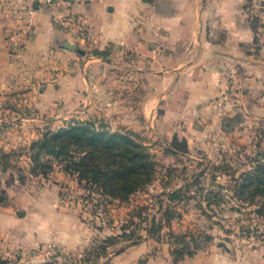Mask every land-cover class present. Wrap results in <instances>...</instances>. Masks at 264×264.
<instances>
[{
    "label": "rangeland",
    "instance_id": "rangeland-1",
    "mask_svg": "<svg viewBox=\"0 0 264 264\" xmlns=\"http://www.w3.org/2000/svg\"><path fill=\"white\" fill-rule=\"evenodd\" d=\"M144 1L154 6L165 0ZM221 3L187 0L194 18L204 12L201 27L210 42L228 37L221 28L226 14ZM238 19L252 34L241 45L252 46L241 48L200 107L188 103L185 88L169 104L152 92V76L188 68L198 51L193 36L176 43L190 48L168 51L163 30L147 54L131 46L120 53L77 47L85 51L76 52L89 80L81 106L48 117L2 116L0 213L26 223L23 230L0 231L6 264H120L118 257L139 237L150 248L136 264H145L148 256L150 264L169 257L173 263L264 264V216L234 190L257 154L264 157V0H242ZM88 123L128 136L147 160L149 174L143 176L151 177L149 184L125 200L92 192L76 174L65 173L53 154L38 155L32 147L60 129Z\"/></svg>",
    "mask_w": 264,
    "mask_h": 264
},
{
    "label": "crops",
    "instance_id": "crops-1",
    "mask_svg": "<svg viewBox=\"0 0 264 264\" xmlns=\"http://www.w3.org/2000/svg\"><path fill=\"white\" fill-rule=\"evenodd\" d=\"M55 1L48 4L47 0H0V121L9 113L48 117L85 102L88 74L82 57L67 49L66 44L100 51L109 48L116 53L123 46H131L147 54L149 45L160 41L163 30L169 35L170 45H165L168 51L181 46L190 48L191 45L176 43L196 37L198 45L194 47L198 51L192 59L194 63L191 60L185 64L188 68L178 69L161 79L152 76L151 81L152 92L167 104L185 88L190 92L188 103L197 107L214 94L221 74L240 58L241 48L252 46L241 45L252 41V34L244 28L246 23L238 19L242 0H222L219 5L221 13H226L221 18V28L228 36L219 43L207 39L201 27L204 12H198L194 18V11L187 12V0H165L154 6L144 0ZM229 6L232 12L227 11ZM76 19L85 23L91 40L80 38L78 25L73 22ZM29 28L30 40L24 54L13 56L11 40L22 38L21 31ZM168 55L174 58L173 54ZM25 225L8 213H0V231L23 230ZM149 248L147 243L131 246L118 257L120 264L138 263L147 256ZM170 258L159 259V264H197L194 261L173 263ZM148 259L145 264H150L152 258L148 256Z\"/></svg>",
    "mask_w": 264,
    "mask_h": 264
},
{
    "label": "trees",
    "instance_id": "trees-1",
    "mask_svg": "<svg viewBox=\"0 0 264 264\" xmlns=\"http://www.w3.org/2000/svg\"><path fill=\"white\" fill-rule=\"evenodd\" d=\"M251 23L252 26L255 24L254 19ZM255 42H258V37ZM173 142L178 143L177 136H174ZM32 147L38 149V155L43 150L53 154L56 160L63 163L65 173L76 174L80 184L102 195L125 200L151 181L150 176H143L148 173L147 160L128 136L101 131L90 123L60 129L46 135ZM258 157L260 153L253 159L252 170L234 181V190L240 201L258 206L256 212L264 216V157ZM168 198L173 200L176 194L168 195ZM1 204L4 203L1 201ZM145 239L139 237L132 245H138ZM180 255L184 257L186 254ZM0 264H6L1 257Z\"/></svg>",
    "mask_w": 264,
    "mask_h": 264
},
{
    "label": "built area",
    "instance_id": "built-area-1",
    "mask_svg": "<svg viewBox=\"0 0 264 264\" xmlns=\"http://www.w3.org/2000/svg\"><path fill=\"white\" fill-rule=\"evenodd\" d=\"M56 1L55 0H47L48 4H54ZM73 22L77 23L78 28H79V33H80V38L89 41L91 40V35L88 33V31L85 28V23L80 20L76 19ZM22 32V38L20 39H12L10 44H11V54L15 57H21L25 49L27 48V44L29 43L30 40V28L27 29L26 31L23 30Z\"/></svg>",
    "mask_w": 264,
    "mask_h": 264
},
{
    "label": "water",
    "instance_id": "water-1",
    "mask_svg": "<svg viewBox=\"0 0 264 264\" xmlns=\"http://www.w3.org/2000/svg\"><path fill=\"white\" fill-rule=\"evenodd\" d=\"M65 47L67 49H70V50H74V51H78L80 54L82 55H85V51H81V50H77V46L76 45H69V44H66Z\"/></svg>",
    "mask_w": 264,
    "mask_h": 264
}]
</instances>
